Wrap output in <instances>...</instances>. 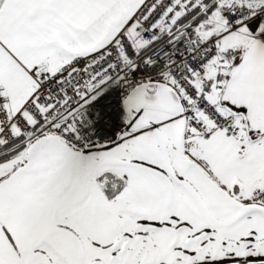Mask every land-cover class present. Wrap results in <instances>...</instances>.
<instances>
[{"label": "snow or ice", "instance_id": "1", "mask_svg": "<svg viewBox=\"0 0 264 264\" xmlns=\"http://www.w3.org/2000/svg\"><path fill=\"white\" fill-rule=\"evenodd\" d=\"M0 264H264V0H0Z\"/></svg>", "mask_w": 264, "mask_h": 264}]
</instances>
